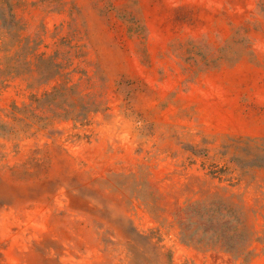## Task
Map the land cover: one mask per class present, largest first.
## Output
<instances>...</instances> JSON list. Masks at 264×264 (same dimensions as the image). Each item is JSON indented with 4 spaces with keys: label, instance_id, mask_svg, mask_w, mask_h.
<instances>
[{
    "label": "rangeland",
    "instance_id": "1",
    "mask_svg": "<svg viewBox=\"0 0 264 264\" xmlns=\"http://www.w3.org/2000/svg\"><path fill=\"white\" fill-rule=\"evenodd\" d=\"M1 15L0 264H264V0Z\"/></svg>",
    "mask_w": 264,
    "mask_h": 264
},
{
    "label": "trees",
    "instance_id": "2",
    "mask_svg": "<svg viewBox=\"0 0 264 264\" xmlns=\"http://www.w3.org/2000/svg\"><path fill=\"white\" fill-rule=\"evenodd\" d=\"M11 17V16H10ZM1 20H2V24H3V29L5 30V33L9 36V37H14L15 35L18 34V30H16L14 27H10L6 24V19H4L1 15ZM34 49V48H33ZM35 50V49H34ZM38 59V63L37 66L40 67L42 65H49L51 64V61L49 59H45L43 56L39 55L37 56ZM48 61V62H47ZM54 66V65H53ZM72 90L71 87H67L66 85H61V86H57L55 88H53L52 92L50 93H44L42 95V97L38 98L36 96H33V104H35L37 107L41 104L43 105L44 103H48V105L53 106L52 103H56V100L59 99H63L64 96H66L70 91ZM50 102V103H49ZM43 103V104H42ZM40 105V106H41ZM88 112H90L87 108L83 107L81 113H78L77 115H73L71 116L70 113L66 112L63 115V118L66 120H73L74 122H82L86 120V117L88 115ZM40 117H38L35 112L33 111V120L38 119ZM250 255H246L245 257H243L244 259L247 258ZM240 256H237V258ZM249 258V257H248Z\"/></svg>",
    "mask_w": 264,
    "mask_h": 264
}]
</instances>
